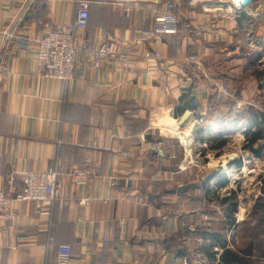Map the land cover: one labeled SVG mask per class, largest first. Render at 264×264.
<instances>
[{"label": "crops", "instance_id": "obj_1", "mask_svg": "<svg viewBox=\"0 0 264 264\" xmlns=\"http://www.w3.org/2000/svg\"><path fill=\"white\" fill-rule=\"evenodd\" d=\"M161 2L93 6L82 35L100 41L104 32L129 57L107 59L95 68L82 52L65 84L43 77L36 57L16 46L13 35L38 19L70 22L73 1L0 0V188L14 189L24 171L59 166L61 172L52 203L18 202L16 218L0 220V264H56L57 243L70 244L78 264H225V251L243 257L242 264H264L263 234L252 255L244 253L253 239L241 223L244 201H237V213L236 202L227 198L213 202L214 214L207 212L211 188L190 178L186 154L180 157L178 148L156 132L160 114L178 117L191 109L193 116L195 105L207 109L208 80L232 99L233 113L249 105L264 111V87L257 81L264 79V37H259L264 0L227 17L219 8L216 14L197 8L199 0H181L175 33L135 42L153 24ZM125 4L132 8L128 15ZM148 49L158 57H145ZM222 61L221 69L214 66ZM210 67L228 77L225 88ZM189 95L197 102L186 103ZM240 121L231 117L227 128L240 129ZM159 143L162 151L156 149ZM88 154L100 173L77 187L66 173ZM237 160L242 166L241 158L232 157L231 167H241ZM84 197L89 204L80 201Z\"/></svg>", "mask_w": 264, "mask_h": 264}, {"label": "built area", "instance_id": "obj_2", "mask_svg": "<svg viewBox=\"0 0 264 264\" xmlns=\"http://www.w3.org/2000/svg\"><path fill=\"white\" fill-rule=\"evenodd\" d=\"M74 3V16L70 22L54 24L43 19L32 24L21 27L14 35L13 41L18 47L31 51L38 61L42 75L46 79H58L67 84L74 77L77 59L82 52L91 56L93 67L99 68L107 59L126 60L129 55L119 48H115L111 41L106 38L103 32L100 34L102 40L94 41L82 35L88 27L90 9L92 4H105L115 2L122 4L124 0H72ZM181 0H162L161 7L154 11V21L151 27L143 29L134 37L135 42L148 41L161 33H175L181 23L179 13L176 11ZM206 10H210L204 7ZM229 11L230 15L240 11L243 7H234ZM216 8H214L215 10ZM125 13H131L132 8L124 5ZM226 11H228L226 9ZM224 12V11H223ZM251 37V41H253ZM254 42V41H253ZM147 58H157L151 50L145 52ZM196 59V56H191ZM158 144L156 149L162 151ZM201 150L195 151L184 157L185 164H201ZM60 167H54L47 171L32 170L19 174V184L12 189L0 188V220L5 222L13 221L17 216V203L32 201L41 206L45 203H52L56 198V189L59 186L58 178ZM100 167L92 165L90 154L87 159L78 165H72L66 176L72 184L77 187L86 186L91 180L98 177ZM131 179H129L130 183ZM14 191V195L11 194ZM83 204H89L91 199L84 197L80 200ZM45 213H48L47 211ZM123 231V230H122ZM55 244L50 238L49 247ZM56 264H78L73 259V250L70 244L57 243ZM46 264V263H44Z\"/></svg>", "mask_w": 264, "mask_h": 264}, {"label": "rangeland", "instance_id": "obj_3", "mask_svg": "<svg viewBox=\"0 0 264 264\" xmlns=\"http://www.w3.org/2000/svg\"><path fill=\"white\" fill-rule=\"evenodd\" d=\"M206 1H208L210 5H206ZM232 2L235 3L237 7L241 6L240 0H199V2H196V5L197 8L202 10H204L203 8L206 6L210 10H213V12L214 8H219L224 11L221 12V14H224L226 15L224 17H227V15L230 16L229 11H233L235 9V6L232 4ZM229 8H231V10H229ZM226 9L228 11H226ZM214 13H220V11H216ZM257 28L259 29V27H251V30H256ZM261 35L262 36L259 37H264V33ZM208 61L209 63L213 61L212 56L208 59ZM214 61H217L215 55ZM220 63V65L216 64L214 66H217L221 69L224 61ZM208 71L210 74L215 73L216 75H219V83L224 84L225 88V83L228 80V77L221 74L219 70L214 71V67H210V70ZM255 71H258V65L256 66ZM257 81L262 85V87H264V79H262L261 82L260 79ZM207 84L210 85L209 89L211 91L208 97V107L205 110H199V108L195 105L194 110L196 112L193 113V116L188 122L182 124V114H180L178 117H174L172 115L173 113L170 114V112L169 117L165 115L162 116L161 114L158 115L160 124H176L181 130H184L192 125L193 131L190 147L191 150L188 149V147L184 144L182 135H180V137H178V135L175 136L174 134L169 135L168 133H162V135L167 137L168 141L178 148V155H180L182 158L185 154L187 157H190V155L194 153V150H201V158L203 162L197 165H188L189 167H193V174L190 176V178L192 180H197V183L200 184L208 182V185L213 193L210 194V196L205 195L206 200L213 203L216 200L220 201L227 198L229 200L228 203L230 202V204H232V202H236L237 208L235 213H237L239 210V202L237 203V201L242 199L244 201L242 204L246 205L245 220L241 222L244 225L243 230L246 229V231L250 233L251 237L253 238L251 241L255 243V246H258L260 235H264V218L258 217L260 210L256 209L258 201L264 200V131L262 139L257 144H255V148L260 149L261 152V156L258 157L252 152V150L248 148V146H244L247 145L252 131L255 129L254 125L249 123L247 118V107L244 111L236 110L237 112L233 113L232 99L227 96L225 90H219L215 83V87L214 85L211 86L210 80L207 81ZM214 90H217V92L214 93ZM256 98L258 99L260 97ZM262 98L264 100V96H262ZM194 101L197 102L196 100H192L190 95L186 97V103H190L192 105L194 104ZM244 113L246 115L239 117L240 114ZM233 114L234 116H232ZM231 117L232 120H241L240 122L244 123V126H242L240 129H229L228 132H225L224 130H226L228 127L227 125ZM218 119H222L223 121L216 122ZM217 126L219 127L217 128ZM222 139H226L227 142L223 146L218 147V144ZM182 146L186 147L187 149L184 148V151ZM232 157L235 159L241 158L242 166L240 168L231 167L229 162ZM244 166L249 168V173L243 172ZM217 173L220 175V180H218V177H214V175ZM222 181H227L224 186H220V184L217 183ZM206 211L212 212V214H214V203L212 207L208 206ZM259 247L262 249V245Z\"/></svg>", "mask_w": 264, "mask_h": 264}, {"label": "trees", "instance_id": "obj_4", "mask_svg": "<svg viewBox=\"0 0 264 264\" xmlns=\"http://www.w3.org/2000/svg\"><path fill=\"white\" fill-rule=\"evenodd\" d=\"M95 5H100V4H97V3H94L92 4L91 6V9H90V16H89V22H88V26L90 25V19H91V12H92V8L93 6ZM179 27V25H178ZM226 84V83H225ZM231 89V87H230ZM229 99V98H228ZM262 105L264 106V101L262 102ZM247 118L249 120V123H251L252 125H254V131H252V134H251V137L247 143V145H244V146H248V148L250 150H252V152L260 157L261 156V152H260V149H256L255 148V144H257L261 139H262V136H263V131H264V111L255 107L254 105H249L247 107ZM246 115L245 113L244 114H240V116H244ZM229 128H226V130H224L225 132L227 131L228 132ZM225 134V133H223ZM227 142L226 139H222L220 141V143L218 144L219 146L218 147H221L223 146L225 143ZM237 164H238V167H240L241 165V161L240 160H237L235 161ZM210 180V179H209ZM227 181H223L221 182V185H225ZM208 182H205V187L207 188V191H209V185H207ZM263 200V199H261ZM256 209H259L260 210V213H258V217L259 218H264V200L263 201H258L257 205H256ZM253 246L254 245V242L250 241L247 248L244 250V253L245 254H250L252 255V252H253ZM224 263L225 264H242L244 263L246 260H244L243 257H241L240 255H238L237 253L235 252H231V251H225L224 254ZM247 264V263H245Z\"/></svg>", "mask_w": 264, "mask_h": 264}, {"label": "bare ground", "instance_id": "obj_5", "mask_svg": "<svg viewBox=\"0 0 264 264\" xmlns=\"http://www.w3.org/2000/svg\"><path fill=\"white\" fill-rule=\"evenodd\" d=\"M162 115H167V114H162ZM231 129H235V128L232 127ZM192 131H193L192 125H190L189 127H187L184 130H181L176 124H172V123H169V124H161V125H159L156 128V132H158V133H168L169 135L174 134L175 136L178 135V137H180V135H182L184 144L190 150H191L190 147H191V142H192L191 141L192 140ZM190 150H188V151H190ZM248 170H249V168H247V166H245L244 169H243V172L249 173L250 171H248Z\"/></svg>", "mask_w": 264, "mask_h": 264}, {"label": "water", "instance_id": "obj_6", "mask_svg": "<svg viewBox=\"0 0 264 264\" xmlns=\"http://www.w3.org/2000/svg\"><path fill=\"white\" fill-rule=\"evenodd\" d=\"M254 0H241L240 3L242 7L248 6L250 3H252ZM192 117V112L190 110H185V112L182 114L181 122L182 124L185 122H188L190 118Z\"/></svg>", "mask_w": 264, "mask_h": 264}]
</instances>
